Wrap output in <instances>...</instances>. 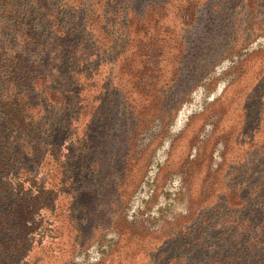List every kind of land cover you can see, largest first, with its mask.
Returning a JSON list of instances; mask_svg holds the SVG:
<instances>
[{
	"label": "rangeland",
	"instance_id": "rangeland-1",
	"mask_svg": "<svg viewBox=\"0 0 264 264\" xmlns=\"http://www.w3.org/2000/svg\"><path fill=\"white\" fill-rule=\"evenodd\" d=\"M128 3L142 18L129 14L121 32L93 26L90 78L58 87L51 128L69 162L57 174L46 151L33 173L54 197L33 218L29 264H252L264 227V0ZM217 222L238 231L216 233Z\"/></svg>",
	"mask_w": 264,
	"mask_h": 264
},
{
	"label": "trees",
	"instance_id": "trees-1",
	"mask_svg": "<svg viewBox=\"0 0 264 264\" xmlns=\"http://www.w3.org/2000/svg\"><path fill=\"white\" fill-rule=\"evenodd\" d=\"M138 11L129 10L128 0H0V264H29L38 247L33 218L54 197L33 175L48 160L46 151L57 174L67 171L68 157L51 128L58 99L67 95L58 87L90 78L92 56L100 53L89 43L93 26L121 32L129 14L142 18ZM37 99L50 101L52 109L35 104ZM78 157L87 161L89 155ZM227 228L238 231L229 223L212 226L216 233ZM263 236L264 227L254 239L262 246L252 264H264ZM222 258L228 263V257ZM245 259L251 264V255Z\"/></svg>",
	"mask_w": 264,
	"mask_h": 264
}]
</instances>
